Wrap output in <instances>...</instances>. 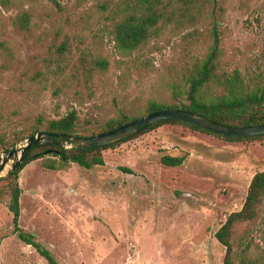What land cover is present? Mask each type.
<instances>
[{
	"label": "rangeland",
	"instance_id": "1",
	"mask_svg": "<svg viewBox=\"0 0 264 264\" xmlns=\"http://www.w3.org/2000/svg\"><path fill=\"white\" fill-rule=\"evenodd\" d=\"M120 1L59 0L57 8L51 0H0L7 48L0 51V134L7 141L71 110L80 130L98 134L120 110L135 117L150 98L174 103L170 84L205 51L214 26L220 70L239 69L251 85H264V0H192L194 20L177 17L129 56L114 50L115 20L99 7ZM23 13L26 29L14 23ZM96 56L109 61L105 71L90 66ZM163 155L182 162L166 165ZM101 157L88 169L51 170L42 166L45 155L18 174L19 226L60 264H223L225 247L214 233L264 169V138L230 141L165 123ZM12 220L0 200V264H46ZM246 228L264 256V226L236 228L235 242Z\"/></svg>",
	"mask_w": 264,
	"mask_h": 264
},
{
	"label": "trees",
	"instance_id": "2",
	"mask_svg": "<svg viewBox=\"0 0 264 264\" xmlns=\"http://www.w3.org/2000/svg\"><path fill=\"white\" fill-rule=\"evenodd\" d=\"M51 1L57 8H60L59 0ZM99 7L107 13L110 19L115 20L110 33L113 48L121 56H129L150 39L157 38L161 31L177 17L179 19L185 17V20L189 21L194 20L197 14L192 0H121L119 3L108 5L101 3ZM14 23L20 29H26L29 24V14L17 15ZM211 36L212 40L205 51L194 56L191 64L185 68L181 82L170 84V93L175 99L174 103L167 104L150 98L139 115L128 117L120 110L119 115L106 120L97 133L106 132L154 111L174 108L195 112L212 121L229 126L264 125V85H251L239 69H233L230 72L220 70V36L215 26ZM6 49L5 42L0 40V51ZM64 49L65 42L59 47L60 51ZM89 64L94 69L105 71L109 61L105 57L96 56L89 60ZM165 123L186 125L230 141L264 138V134L243 137L221 136L191 123L166 119L153 123L125 139L102 147L74 149L65 148L59 143L34 146L28 151L17 169L0 177V200L5 202L12 215L13 232L20 240L33 246L46 264H60L46 247L35 240L33 234L25 232L19 226L21 188L18 183V174L21 169L31 161L43 158L45 155H50V158H45L41 162L42 166L51 170H61L69 163H75L87 169L94 165H101L103 149L148 133ZM37 125H40V122ZM37 125L20 132L10 142L3 134H0V151H8L18 141L39 131L63 133L70 136L95 135L93 130H80L75 110L56 119H50L45 124H41L42 128ZM161 161L166 165L174 166L180 164L182 158L163 155ZM256 225L264 226V169L257 172L249 182L241 208L231 212L214 233L216 240L225 247L223 264H264V256L252 246L247 237L250 233L247 228L235 242L236 228L240 226L250 228Z\"/></svg>",
	"mask_w": 264,
	"mask_h": 264
},
{
	"label": "water",
	"instance_id": "3",
	"mask_svg": "<svg viewBox=\"0 0 264 264\" xmlns=\"http://www.w3.org/2000/svg\"><path fill=\"white\" fill-rule=\"evenodd\" d=\"M166 119L191 123L221 136L243 137L264 134V125L229 126L212 121L195 112L179 108L163 109L148 113L111 130L92 136H70L63 133H50L45 131L35 132L28 136L21 146H12L0 156V177L17 169L28 151L34 146L44 143H59L65 148L74 149L102 147L125 139L142 131L153 123H158V121Z\"/></svg>",
	"mask_w": 264,
	"mask_h": 264
}]
</instances>
